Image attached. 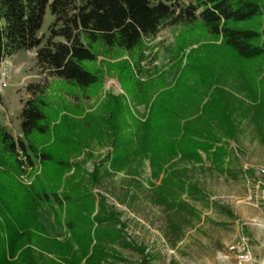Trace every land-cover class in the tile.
<instances>
[{
  "label": "trees",
  "instance_id": "obj_1",
  "mask_svg": "<svg viewBox=\"0 0 264 264\" xmlns=\"http://www.w3.org/2000/svg\"><path fill=\"white\" fill-rule=\"evenodd\" d=\"M48 9L55 20L48 35L40 36ZM179 25L183 30L175 57L197 32L211 42L192 50L185 64L180 59L172 86L164 77L141 81L134 69L140 66L144 39ZM21 49H36L42 71L66 89L87 94L103 82L104 74L94 65L100 53H128L133 60L114 68L148 112L145 120L130 122L124 98L112 94L104 114L78 121L54 114L38 83L28 86L36 98L23 104V137L15 138L0 124V264L124 260L116 247L130 246L124 226L118 228L120 218L88 186L99 182L103 163L89 173L83 162L72 161L89 138L114 147L109 160L114 170H130L149 159L153 178L161 181L154 187L155 202L171 212L188 206L185 193L200 190L183 176L187 164L195 167L208 159L224 165L225 141L237 137L241 112H253L264 137V0H0V61ZM230 89L252 103L245 107ZM21 152L24 160L18 159ZM175 159L186 164L182 172ZM38 162L41 174L24 185L19 177ZM44 204L52 206L65 238L48 232L40 219Z\"/></svg>",
  "mask_w": 264,
  "mask_h": 264
},
{
  "label": "rangeland",
  "instance_id": "obj_2",
  "mask_svg": "<svg viewBox=\"0 0 264 264\" xmlns=\"http://www.w3.org/2000/svg\"><path fill=\"white\" fill-rule=\"evenodd\" d=\"M44 18L40 36L48 35V28L55 20L50 9ZM182 30L180 25L165 26L157 35L144 39L140 66L134 69L136 77L141 81L164 77L167 86L175 83L180 73L176 66L180 59L183 58L185 64L192 50L211 42L197 32L177 58L174 49ZM125 59L133 60L124 52L100 53L94 65L104 74L103 82L99 89L87 94L66 89L60 79L42 71L37 66L36 49H21L9 59L13 66L7 87L0 92V124L15 138L23 137L20 115L24 102L36 98L28 91V86L36 83L45 90L47 102L60 117L80 121L87 114H104L109 95L113 94L124 98L130 122L133 117L145 120L147 106L132 98L114 68ZM230 91L245 100V107L252 103L244 93ZM252 113L241 112L237 118L240 129L236 138L225 141L228 157L224 165L206 159L194 167L174 160L181 172L187 167L183 176L200 189L192 195L185 193L182 199L188 206L178 211L168 212L155 202L154 187L161 181L153 178L149 159L130 170H114L109 161L114 147L106 141L99 144L89 138L82 154L72 161L83 162L89 173L103 163L99 182L93 181L88 186L97 200L104 196L109 210L120 218L116 223L118 228L123 224L125 237L130 242L128 247L116 246L124 258L116 264H144L146 261L147 264H264V175L261 172L264 137L252 120ZM24 156L21 152L18 159L24 160ZM41 171L42 164L38 162L34 167L25 168L19 178L24 185H31ZM86 176L89 178L88 173ZM40 219L50 235L65 238L52 206L43 205Z\"/></svg>",
  "mask_w": 264,
  "mask_h": 264
},
{
  "label": "built area",
  "instance_id": "obj_3",
  "mask_svg": "<svg viewBox=\"0 0 264 264\" xmlns=\"http://www.w3.org/2000/svg\"><path fill=\"white\" fill-rule=\"evenodd\" d=\"M12 62H10L9 58L0 61V92L7 87L8 80L10 79V75L12 72ZM262 174L264 175V168L261 169Z\"/></svg>",
  "mask_w": 264,
  "mask_h": 264
},
{
  "label": "crops",
  "instance_id": "obj_4",
  "mask_svg": "<svg viewBox=\"0 0 264 264\" xmlns=\"http://www.w3.org/2000/svg\"><path fill=\"white\" fill-rule=\"evenodd\" d=\"M17 54V53H16ZM16 54L12 55V56H8V58L10 59L11 57H14ZM20 67V66H19Z\"/></svg>",
  "mask_w": 264,
  "mask_h": 264
}]
</instances>
